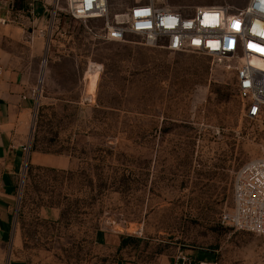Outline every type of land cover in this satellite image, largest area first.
I'll use <instances>...</instances> for the list:
<instances>
[{
	"label": "rangeland",
	"instance_id": "rangeland-1",
	"mask_svg": "<svg viewBox=\"0 0 264 264\" xmlns=\"http://www.w3.org/2000/svg\"><path fill=\"white\" fill-rule=\"evenodd\" d=\"M0 18V48L36 66L16 185L21 261L264 264V235L222 219L235 172L264 155V119L245 116L226 59L106 41L100 20L69 17L64 0H0ZM14 255L0 247V264Z\"/></svg>",
	"mask_w": 264,
	"mask_h": 264
},
{
	"label": "built area",
	"instance_id": "built-area-1",
	"mask_svg": "<svg viewBox=\"0 0 264 264\" xmlns=\"http://www.w3.org/2000/svg\"><path fill=\"white\" fill-rule=\"evenodd\" d=\"M184 8L172 6L168 0H64L69 17L100 20V37L106 41L138 36L150 48L195 51L218 62L226 59L245 116L264 119V0H248L241 8ZM30 14L34 16L33 9ZM232 200L223 221L235 229L264 235V155L235 172Z\"/></svg>",
	"mask_w": 264,
	"mask_h": 264
},
{
	"label": "crops",
	"instance_id": "crops-1",
	"mask_svg": "<svg viewBox=\"0 0 264 264\" xmlns=\"http://www.w3.org/2000/svg\"><path fill=\"white\" fill-rule=\"evenodd\" d=\"M26 57L8 54L0 48V247H9L11 254H15L8 264H25L16 254L21 243L15 224L16 185L29 152L37 104L36 66ZM96 231L97 235L101 232ZM127 247L125 242L120 250ZM134 258L120 257L116 264H134Z\"/></svg>",
	"mask_w": 264,
	"mask_h": 264
}]
</instances>
